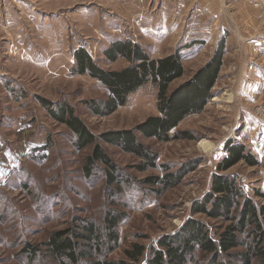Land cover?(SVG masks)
<instances>
[{
	"label": "rangeland",
	"instance_id": "374dc122",
	"mask_svg": "<svg viewBox=\"0 0 264 264\" xmlns=\"http://www.w3.org/2000/svg\"><path fill=\"white\" fill-rule=\"evenodd\" d=\"M118 41L153 60L179 53L185 74L168 92L222 54L212 98L169 133L174 139L137 134L157 154V165L178 178L166 191L145 182L162 176L161 168L141 172L137 158L106 144L122 185L106 188L102 165L84 176L92 146L76 150L73 134L45 108L70 106L95 136L158 116L151 83L110 115L90 111L89 103H103L108 94L97 80L73 73L74 53L84 49L102 70L120 71L128 61L104 56ZM180 132L191 139H176ZM231 141L258 165L241 162L222 174L238 177L246 195L263 205L255 192H264V0H0V264H52L43 247L52 233L80 218L102 227L109 213L122 221L108 258L124 259L135 243L146 249L135 264H144L157 240L187 220L212 224L192 215L191 205L209 191ZM26 246L38 250L36 258L22 253Z\"/></svg>",
	"mask_w": 264,
	"mask_h": 264
},
{
	"label": "trees",
	"instance_id": "16d2710c",
	"mask_svg": "<svg viewBox=\"0 0 264 264\" xmlns=\"http://www.w3.org/2000/svg\"><path fill=\"white\" fill-rule=\"evenodd\" d=\"M104 56L110 62L123 58L129 65L120 71H105L84 49L74 53L73 73L97 80L108 94L103 103H89L90 111L95 116L110 115L126 104L130 94L151 83L157 89L158 116L148 117L132 130L95 136L70 106L61 105L55 112L46 106L48 114L73 134L76 150L92 146L82 166L84 176L90 177L92 170L102 165L105 187L115 192L122 185L124 177L104 148L106 144L137 158L141 172L161 168L164 174L148 178L147 184L158 186L161 191L173 188L178 178L168 174L166 166L157 165V154L144 146L137 134L161 143L174 139L169 133L187 117L202 112L212 98L222 54H216L190 81L172 92H168L169 85L185 74L177 51L153 60L139 46L118 41L104 51ZM176 139L191 137L180 132ZM225 151L226 156L212 175L209 191L191 205L192 215H202L212 224L187 220L177 232L157 240L144 264H264V204L258 205L246 195L238 177L222 174L241 162L255 167L258 161L242 144L233 141L226 144ZM255 195L264 199V192H255ZM121 221L118 213L107 214L102 227L87 218L76 219L67 229L52 233L43 247L52 264H135L146 251L144 246L135 243L124 251V259L108 258L117 246V228ZM22 253L34 259L38 250L26 246Z\"/></svg>",
	"mask_w": 264,
	"mask_h": 264
},
{
	"label": "bare ground",
	"instance_id": "6f19581e",
	"mask_svg": "<svg viewBox=\"0 0 264 264\" xmlns=\"http://www.w3.org/2000/svg\"><path fill=\"white\" fill-rule=\"evenodd\" d=\"M200 146L203 147V148H209V147H210V145L207 144V143L204 142V141H202V142L200 143Z\"/></svg>",
	"mask_w": 264,
	"mask_h": 264
}]
</instances>
